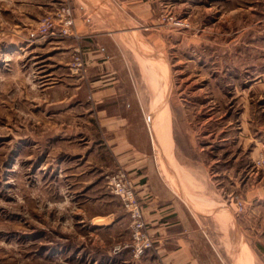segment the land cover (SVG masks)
Masks as SVG:
<instances>
[{
  "label": "rangeland",
  "instance_id": "1",
  "mask_svg": "<svg viewBox=\"0 0 264 264\" xmlns=\"http://www.w3.org/2000/svg\"><path fill=\"white\" fill-rule=\"evenodd\" d=\"M73 2L0 0V264H134L139 257L116 249L131 241L129 216L107 186L120 167L98 174L100 160L87 158L82 138L92 128L71 110L65 74L84 72L82 49L64 55L59 69L50 55V41L82 39ZM153 6L154 22L145 24L152 47L137 41L135 49L158 58L159 90L168 91L159 106L168 99L171 106L164 118H172L179 140L188 124L191 147L181 150L190 160L202 145L207 161L220 152L224 170L226 155L238 154L239 185L231 187L230 175L215 177L231 194L240 246L252 251L248 264H264V0ZM40 60L46 71L64 73L56 87L44 89ZM215 133L226 138L222 145L210 140Z\"/></svg>",
  "mask_w": 264,
  "mask_h": 264
},
{
  "label": "crops",
  "instance_id": "2",
  "mask_svg": "<svg viewBox=\"0 0 264 264\" xmlns=\"http://www.w3.org/2000/svg\"><path fill=\"white\" fill-rule=\"evenodd\" d=\"M153 5L154 0H74V26L82 39L49 42L58 69L64 55L82 49L84 72L71 69L65 75L70 78L71 110L92 128L82 137L87 158L100 160L95 165L101 176L123 168L136 186L153 247L134 264H248L252 251L240 246L231 194L223 195L215 177L230 175L236 188L238 154L226 155L231 162L224 170L220 152L207 161L202 145L196 161L185 156L181 148L191 147L190 128L183 122L179 140L172 118H164L171 106L169 99L166 107L159 106L160 94L168 91L159 90L158 58L135 49L137 41L152 47L145 24L154 22ZM41 63L36 74L49 84L44 89L56 87L52 84L63 80L64 73L46 71ZM225 139L215 133L210 140L222 145ZM247 156L253 162L254 151Z\"/></svg>",
  "mask_w": 264,
  "mask_h": 264
},
{
  "label": "built area",
  "instance_id": "3",
  "mask_svg": "<svg viewBox=\"0 0 264 264\" xmlns=\"http://www.w3.org/2000/svg\"><path fill=\"white\" fill-rule=\"evenodd\" d=\"M69 14L70 10L67 8L63 10L61 16L65 17ZM47 22V27H51L52 22ZM70 24H72L70 19L64 21V25L69 26ZM77 64L79 65V63ZM106 178L110 192L119 198L124 211L130 219L131 241L130 243L116 246V249L131 248L134 256H141L147 249L152 248L153 239L148 232L142 205L137 197L135 184L121 168L107 175Z\"/></svg>",
  "mask_w": 264,
  "mask_h": 264
},
{
  "label": "bare ground",
  "instance_id": "4",
  "mask_svg": "<svg viewBox=\"0 0 264 264\" xmlns=\"http://www.w3.org/2000/svg\"><path fill=\"white\" fill-rule=\"evenodd\" d=\"M46 79V78H45Z\"/></svg>",
  "mask_w": 264,
  "mask_h": 264
}]
</instances>
